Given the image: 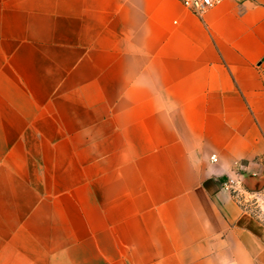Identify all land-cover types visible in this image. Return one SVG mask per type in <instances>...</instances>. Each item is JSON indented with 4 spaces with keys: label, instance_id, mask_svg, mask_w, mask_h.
I'll return each mask as SVG.
<instances>
[{
    "label": "crops",
    "instance_id": "1",
    "mask_svg": "<svg viewBox=\"0 0 264 264\" xmlns=\"http://www.w3.org/2000/svg\"><path fill=\"white\" fill-rule=\"evenodd\" d=\"M263 153L264 0H0V264H264Z\"/></svg>",
    "mask_w": 264,
    "mask_h": 264
},
{
    "label": "rangeland",
    "instance_id": "2",
    "mask_svg": "<svg viewBox=\"0 0 264 264\" xmlns=\"http://www.w3.org/2000/svg\"><path fill=\"white\" fill-rule=\"evenodd\" d=\"M232 173L238 176L240 180L239 193L243 192L249 199L247 201L248 208L252 209L256 216L264 221V153L259 157L254 158V164L251 168H245L241 167L240 164H234L232 167ZM249 174L261 179L259 187L252 188L247 186L246 177ZM230 194L232 195V193Z\"/></svg>",
    "mask_w": 264,
    "mask_h": 264
},
{
    "label": "built area",
    "instance_id": "3",
    "mask_svg": "<svg viewBox=\"0 0 264 264\" xmlns=\"http://www.w3.org/2000/svg\"><path fill=\"white\" fill-rule=\"evenodd\" d=\"M185 7H187L190 11L201 14L208 7L222 1V0H182ZM218 160V156L216 153H211L209 155V161L211 163H215ZM222 188L227 190L229 193H232L236 201L242 205L243 207H248L247 201L249 200L243 192L239 193L240 188V180L238 176L233 173H227L225 178L221 182ZM264 222V221H263Z\"/></svg>",
    "mask_w": 264,
    "mask_h": 264
}]
</instances>
